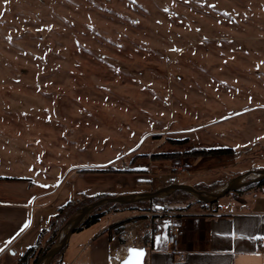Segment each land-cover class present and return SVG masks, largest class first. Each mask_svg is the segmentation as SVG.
Listing matches in <instances>:
<instances>
[{
  "label": "rangeland",
  "instance_id": "obj_1",
  "mask_svg": "<svg viewBox=\"0 0 264 264\" xmlns=\"http://www.w3.org/2000/svg\"><path fill=\"white\" fill-rule=\"evenodd\" d=\"M0 157L103 169L81 173L93 199L263 168L264 0H0Z\"/></svg>",
  "mask_w": 264,
  "mask_h": 264
},
{
  "label": "crops",
  "instance_id": "obj_2",
  "mask_svg": "<svg viewBox=\"0 0 264 264\" xmlns=\"http://www.w3.org/2000/svg\"><path fill=\"white\" fill-rule=\"evenodd\" d=\"M2 161L0 157V264H17L25 251L38 244L42 232L68 202L108 191L107 185L81 184L82 172L103 170L96 167L62 168V172L40 169L28 175L20 170L9 175L2 172ZM236 194L218 203L223 207L219 216L177 218L183 260L169 251L165 232L150 233V211L127 209L75 232L55 264H120L130 247L147 249L144 264H264V191ZM133 218L136 223L127 225L122 233L109 230Z\"/></svg>",
  "mask_w": 264,
  "mask_h": 264
},
{
  "label": "water",
  "instance_id": "obj_3",
  "mask_svg": "<svg viewBox=\"0 0 264 264\" xmlns=\"http://www.w3.org/2000/svg\"><path fill=\"white\" fill-rule=\"evenodd\" d=\"M264 181V167L250 170L226 181L213 191L198 190L187 184L173 183L150 192L120 194L113 197H103L77 210L61 227L51 248L37 258L35 264H52L57 256L68 246L71 236L91 217L94 210L108 204L132 205L152 200H164L172 194L181 191L191 196L197 203L215 204L229 194L236 193L242 188ZM143 249L144 254L139 258V264H144L147 255L145 247H130L129 249ZM127 251V256L120 264H137L135 253Z\"/></svg>",
  "mask_w": 264,
  "mask_h": 264
},
{
  "label": "trees",
  "instance_id": "obj_4",
  "mask_svg": "<svg viewBox=\"0 0 264 264\" xmlns=\"http://www.w3.org/2000/svg\"><path fill=\"white\" fill-rule=\"evenodd\" d=\"M178 143H183V142H178ZM231 153H232L231 149L211 150L209 152V154L211 156L228 155ZM195 188H197V187H195ZM198 190H200V189H198ZM213 190H215V189H213ZM213 190H210V191H213ZM251 191H264V181H262L260 183L253 184V185L245 187V188H242L239 191H237L236 193H249ZM176 193H180V194L187 196L188 198H190V202L187 205H180L176 208H169L167 205H165L163 203L162 200H152L150 202H142V203H137V204H132V205L108 204V205H105L103 207L96 208L94 210L93 214L91 215V217L88 218L76 232L81 231L85 228H89V227L97 224L98 222L101 221L102 218L106 217L109 214H112L115 212H120V211L127 210V209H136L139 205H142L144 203H155L153 205V207L151 208V210H149V211H154V210H158V209H161L164 211H169V210L187 211L188 209H190L192 207V205L194 203H196V201L191 196H189L188 194L181 192V191H178ZM100 198L101 197L93 199V198H90L88 196L81 195V196H79L78 199L71 200L64 207L60 208L58 210L57 214L53 217V219L49 223V229H52L53 232H52L51 236L48 238V240L45 242V245L42 244V240H43L44 234L47 231V229L42 232V234L40 236V241L38 242V244L32 248H29L27 251H25L21 255V257L19 258L17 264H35L39 255L46 253L51 248L53 241L56 239V236H57L60 228L65 224V222L77 210H79L80 208L84 207L85 205H87L91 202H94ZM130 221H132V220H126V221L120 222L118 224H115L112 227H110L109 230L113 229L117 233H122V231L124 230V226L127 223H129ZM148 234L149 233L147 232L146 235H148ZM63 251L61 252L60 255H62ZM58 258L59 257L57 256L52 264H55Z\"/></svg>",
  "mask_w": 264,
  "mask_h": 264
},
{
  "label": "built area",
  "instance_id": "obj_5",
  "mask_svg": "<svg viewBox=\"0 0 264 264\" xmlns=\"http://www.w3.org/2000/svg\"><path fill=\"white\" fill-rule=\"evenodd\" d=\"M191 208L194 209L193 212H188V210L164 211L158 209V210L150 211L149 214L147 215V220H149V225H150V233L152 235H157L162 232H165L167 245L169 246V251L181 260L184 259V255L180 252V245L178 241L177 218L183 215H199V216L215 217V216H219L221 214V210L223 209V207L219 206L218 203L201 204L197 202L194 203Z\"/></svg>",
  "mask_w": 264,
  "mask_h": 264
},
{
  "label": "snow or ice",
  "instance_id": "obj_6",
  "mask_svg": "<svg viewBox=\"0 0 264 264\" xmlns=\"http://www.w3.org/2000/svg\"><path fill=\"white\" fill-rule=\"evenodd\" d=\"M129 251L131 253H135L136 254V258H137V264H139V258L143 256L144 254V250L143 249H129Z\"/></svg>",
  "mask_w": 264,
  "mask_h": 264
}]
</instances>
